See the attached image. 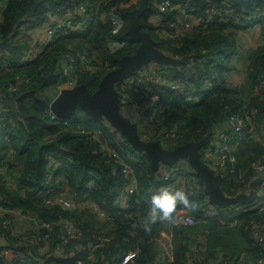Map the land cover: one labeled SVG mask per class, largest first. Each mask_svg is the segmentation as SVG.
I'll return each mask as SVG.
<instances>
[{
  "label": "trees",
  "instance_id": "trees-1",
  "mask_svg": "<svg viewBox=\"0 0 264 264\" xmlns=\"http://www.w3.org/2000/svg\"><path fill=\"white\" fill-rule=\"evenodd\" d=\"M100 1L102 11L119 9L126 17L128 24L119 36L127 39L125 47L112 52L105 50L106 43L113 34L109 24L97 19L89 29L63 37L32 62L18 64L13 60L26 47L18 39L21 24H26L28 20L29 27H35L44 20L48 10L61 5L73 6L76 0H6L0 19V86L14 83L20 77L29 79L28 82H21L16 93L8 94V98L19 95L17 107L20 111L40 113V98L48 103L50 95L59 92V86L69 79L64 70L69 57L78 58L74 48H89L100 52L103 63L106 64L94 74L79 72L77 84L85 83L91 91L98 88L100 79L107 71L119 65L123 55L136 51L139 41L127 34L128 11L139 6L141 0ZM231 5L235 11L243 14L260 10L264 27V0H231ZM207 6L205 4L201 10L205 11ZM154 12V7L149 3V9L140 18L142 28L152 35L158 48L184 59L181 65L174 67L175 78L189 89L193 84L200 85L201 80L207 79L210 88L199 99L189 100L187 91L155 87L153 104L147 108L146 117L154 116V121L148 124L157 129L151 130L149 136L152 134L151 139H158L169 148L198 141L218 128L239 137L237 132L228 127L229 119L246 114L256 107L249 132L245 131L236 145L234 160L227 162L234 172L224 175L220 181L228 195L246 191L259 173L258 165L264 164V45L259 46L252 55L245 83L231 85L223 74L232 70L230 58L236 49L233 33L224 32L225 27L238 30L249 24H235L233 21L218 23L223 31L203 30L200 25V29L188 31L173 45V39H164L152 26L150 16ZM206 22L202 21V24L205 25ZM188 65L191 66L190 70L187 69ZM123 82L120 81L117 85L121 86ZM129 85H133V82L130 81ZM48 111L46 106L41 118L31 115L22 121L8 109L0 110L1 114L7 116L0 135V168L12 169V181L17 186L11 189L0 176L1 205L8 209H22L42 222L51 223L47 228L38 229V233L27 229L18 232L13 226L0 223V237L6 238L10 248L22 257L32 258L33 264H77L80 254H73L74 248L78 245L86 248L98 232H105L112 240L100 249L105 257L93 264L120 263L133 251L136 253L134 262L129 264H152L162 246L161 232L171 221H158L151 226L150 231H145L143 226L151 207V198L160 190L147 155L141 152L139 160L132 162L129 151H134L127 139L125 138L128 152L125 151L126 147L115 141L109 132L114 128L105 120H96L82 113L66 119H52ZM98 128L103 133L98 134L95 141L88 139L87 133ZM161 128L164 130L159 131ZM174 128L176 134L171 135L169 130ZM104 136L124 157V163L109 158L101 151L99 140H105ZM214 141L212 139L211 142ZM50 156L62 164L55 172L52 185H48L44 178ZM127 164L130 167H126ZM132 176L137 179V190L129 198L131 208L124 211L118 209L117 194L120 186ZM48 189L60 192L65 190L76 198L91 196L105 208L113 220H97L89 209L69 210L58 205L44 206L43 197L50 196L46 192ZM190 203L192 206L188 211L200 219V209L203 208L200 200L193 199ZM253 205L247 204L246 210L238 214V226L219 225L217 229L210 231L208 242L205 243L207 259L204 257L201 264H235L240 257L236 258L235 252L242 250L241 248L255 257H264V246L252 235L255 226L264 224V205L252 207ZM130 213L138 215L130 217ZM235 214L237 213L230 207L222 208V217L227 221H232L234 217L230 219L229 215ZM6 218H12V214H8ZM63 218L75 219L83 236L71 241L67 251L60 253L56 248L60 244L62 227L59 222ZM201 223L199 230L204 227L203 221ZM192 230L184 226L171 228V249L175 256L173 264H188L191 243L196 242L201 233L195 234ZM47 233L48 237L41 239ZM35 235L40 239L38 244H34ZM3 261L0 254V264ZM246 263L248 264L247 260ZM12 264L28 263L14 261Z\"/></svg>",
  "mask_w": 264,
  "mask_h": 264
},
{
  "label": "built area",
  "instance_id": "built-area-1",
  "mask_svg": "<svg viewBox=\"0 0 264 264\" xmlns=\"http://www.w3.org/2000/svg\"><path fill=\"white\" fill-rule=\"evenodd\" d=\"M4 3L5 1L0 0V14ZM150 3L155 9V12L152 16H150L152 26L157 29L158 33L164 39H173V45L180 41V39L183 38L188 31L200 29V25L203 26V30L218 31V29H221L218 27V23H229L233 21L235 24H255L260 23L262 20V12L260 10L252 11L250 14L237 12L232 7L231 0H203L202 4H200L201 0H151ZM205 4L208 6L205 11H202L201 7H204ZM97 19L109 24L110 30L113 34V37H111L106 43L104 48L105 50L112 52L127 45V39L119 36L127 26L128 21L119 9L110 8L102 11L100 0H76V3L73 4V6L61 5L48 10L44 20L35 27H29L28 22L26 24H21L19 27L18 39L22 40L26 44V47L22 50L20 56L16 57L13 62L18 64L32 62L42 52L50 48V46L61 40L63 37L71 34H77L89 29ZM202 21L207 22L204 25L202 24ZM230 30L232 32H230ZM221 31L223 30L221 29ZM224 32L233 33V37L236 35V30H233L232 27H225ZM74 50L76 51L78 58H75L74 56L69 57L67 61L69 63L64 69L69 79L59 86V91L62 88L74 87L77 84L80 71H86L89 74H94L106 65L103 63V57L100 52L94 50L90 51L89 48H82L79 50L74 48ZM187 69L190 70L191 66ZM175 74L176 72L173 66L157 62H152L149 66H144L138 69L132 76L127 78L133 82V85L123 82L120 86L119 92L126 93L125 95H127V99L131 98L129 103H123V97L120 95L121 109L124 104H129V106L133 109H140L142 106L144 107L146 102V100H144V96L146 95L145 89L147 86L150 87V85H153L156 88L165 87L178 89L179 91H187V97L189 100H196L201 96L197 95L195 92H191V88L189 89L186 84L176 79ZM24 81L28 82L29 79L26 77H23L22 79V77H20L14 83L6 86H0V97H8V94L16 93L21 85V82ZM58 93L59 92L54 93L52 98L50 97V100L47 103L48 112L50 113L52 119H59V117L49 109L50 103ZM153 93H151V96ZM152 104L153 101L151 105ZM256 111L257 108L253 107L250 112L239 116H233L229 119L227 124L228 127L233 129L234 132H237L239 137L236 135H230L227 133V130L218 128L212 135V139L215 141L202 147V158L222 177L224 175H228V173L234 172L232 167H228L227 162L234 160L236 145L239 143L243 135L246 132H249V129L253 124V116ZM6 117L7 116L5 114L0 113V135L5 125L4 121ZM144 118L146 120V125L148 122L154 121L153 115ZM163 130L164 129L162 128L161 131ZM109 132L113 135L117 143L126 147L125 151L128 152L129 148L126 145L125 135L116 129L109 130ZM169 132L171 135L176 134L175 128L169 130ZM101 133L103 132L99 128L95 131H89L87 133L88 139L91 138L95 141L98 138V134ZM139 134L144 140H153L145 133L139 132ZM104 137L105 140H99L100 149L103 151L104 155L124 163L125 161H123L120 152L109 142L106 136ZM101 145L105 146V150L101 147ZM133 151L134 152H131L130 149L129 158L135 157L139 160L141 152L135 150ZM61 165L62 164H60L57 159L50 156L46 165L44 177L45 182L48 185H52L51 183L54 181L55 172L59 167H61ZM126 167H130V165L127 164ZM257 168L259 173L254 179H260V184L256 188L259 195L258 200L254 202L255 205L252 207L263 205L264 203V164L258 165ZM154 176L160 189L165 187L170 190L183 189L188 195L190 202L193 199H199L200 203L203 205V208L200 209L202 212L200 220L203 221L204 227L200 230L201 233L198 235L197 241L191 243L190 255L188 259V264H201L204 262V256H202L201 253L204 250L208 234L211 231L209 228L214 225L225 226L231 223L222 217V208L211 202L209 195L206 193L204 184L198 179V176L186 159H180L172 165L161 163L158 169L154 172ZM12 180L13 179H11V181L3 180V182H6L11 189L17 188L16 184ZM88 185L92 186L93 184ZM251 189L252 184L249 189L243 192H250ZM136 190L137 179L135 176H132L128 178L127 182L122 184L119 188V192L117 194L118 209L126 211L131 208L129 198L136 192ZM46 192L50 196L46 195L43 197L42 204L44 206L58 205L69 210L76 208L81 210L89 209V211L95 215L97 220L98 218L100 221L113 220V217L109 216L105 208L96 200H93L91 196L76 198L70 196L65 190L60 192L48 189ZM51 192H53V194H51ZM1 199L0 195V223L2 225L14 227V223L17 219L19 221L22 220V222L35 224L38 226V229L50 226L51 223L42 222L33 214L23 212L22 209L5 208L1 205ZM246 207L247 206L245 205L235 204L232 206V209L234 211H242L246 210ZM177 210L181 214L178 216L179 220L176 221L177 224L182 223L183 225H187L195 222L194 216L187 213L188 208L178 206ZM8 214H12V218H6ZM137 215L138 214H129L130 217H136ZM59 224L62 229L59 235L60 244L56 249L58 252L63 253L67 251L71 241L82 238L83 231L73 218H63ZM252 233L255 240L264 246V224L255 226ZM33 237L34 244H38L40 239L36 235ZM47 237L48 233L41 239H45ZM111 240L112 237L108 233L98 232L86 248L82 245L76 246L73 254H80L77 264H93L95 261L103 259L105 254H102L100 249L107 246ZM198 240L203 242L204 245L202 246L198 244ZM161 245L162 246L152 264H173L175 256L172 252V247H167L163 244ZM0 254L3 256V264H12L14 261L28 264L34 263L32 258L26 259L15 250L11 249L9 244L2 245L0 247ZM134 255H136L135 251L130 252L128 258H125L122 262L116 264H129L134 262ZM235 264L247 263L244 261V257L241 256L237 259Z\"/></svg>",
  "mask_w": 264,
  "mask_h": 264
},
{
  "label": "water",
  "instance_id": "water-1",
  "mask_svg": "<svg viewBox=\"0 0 264 264\" xmlns=\"http://www.w3.org/2000/svg\"><path fill=\"white\" fill-rule=\"evenodd\" d=\"M149 2L150 0H141L139 6L128 11L127 34L133 40L139 41L136 51L123 55L119 65L102 76L95 91H91L85 83L76 84L71 88H62L50 103V111L62 119L82 113L96 120H106L114 129L125 135L133 150L147 155L152 172H155L161 163L172 165L180 159H186L204 184L211 202L220 208L238 203L246 205L256 202L259 195L256 188L260 184V179L252 181L250 192L228 195L220 185L222 176L202 158L201 149L211 142L213 132H209L198 141H190L169 148L158 139L144 140L139 134L138 123L123 115L120 93L117 90L118 82L129 78L138 69L149 66L152 62L173 67H178L184 62L183 58H177L158 48L152 35L143 30L140 18L149 9ZM17 98L19 95L10 98L0 97V109H8L13 116L22 121L31 115L38 118L44 115L46 108L44 99L40 98V113H24L17 107ZM8 244L4 238H0V247Z\"/></svg>",
  "mask_w": 264,
  "mask_h": 264
},
{
  "label": "crops",
  "instance_id": "crops-1",
  "mask_svg": "<svg viewBox=\"0 0 264 264\" xmlns=\"http://www.w3.org/2000/svg\"><path fill=\"white\" fill-rule=\"evenodd\" d=\"M246 24H249V26L240 27L238 30H236V35L233 39L236 50L230 58V63L232 64L233 68L232 70L226 71L223 74L225 80L231 85H242L245 83L252 55L259 46L264 45V27L262 26V23L260 22L255 24ZM189 67L190 65L187 66V68ZM129 82L130 79H126L124 81V83L128 84ZM199 84L200 85L193 84L191 86V92H195L197 95H202L205 93L204 90L209 89L208 80L203 79L200 81ZM151 93H153V91L150 89V94ZM154 93L146 100L144 104V109H147L151 105L154 99ZM122 113H124V111H122ZM132 114L133 117H128L125 114L123 115L129 118L131 121L136 122V115L138 116V112L133 109ZM0 176L1 179L4 181H11L12 169L6 167L0 168ZM17 231L20 232L21 230L19 229ZM4 239L6 240V238ZM164 245L167 247H172L169 239L165 241ZM241 249L242 250L239 249V256L242 255L245 258V261L247 260L248 264H264V257H255V255L251 254L249 251H245L243 248ZM206 251V246H204V250L201 254L205 257V260L207 259ZM236 252L235 255H237ZM226 254L230 255L228 253Z\"/></svg>",
  "mask_w": 264,
  "mask_h": 264
},
{
  "label": "rangeland",
  "instance_id": "rangeland-1",
  "mask_svg": "<svg viewBox=\"0 0 264 264\" xmlns=\"http://www.w3.org/2000/svg\"><path fill=\"white\" fill-rule=\"evenodd\" d=\"M3 1H5V3H6V0H3ZM5 3H4V5H5ZM3 5V6H4ZM0 19H1V14H0ZM27 22H28V20H27ZM90 51H92V50H90ZM124 85V84H123ZM154 88H155V86H153V85H150V87L149 86H147V88L145 89L146 90V95L144 96L145 98H144V100H147L150 96H151V94H150V89L152 90V91H154ZM117 90L119 91L120 90V85H117ZM120 93V95H121V97H123V99H122V101H123V103H125V102H128L129 103V101L131 100V98L130 99H127V95H125L126 93H121V92H119ZM53 94L54 93H52L51 95H50V97L52 98V96H53ZM134 110H136L137 112H138V116L136 115V122L138 123V128H139V132L140 133H145L146 135H148L149 136V132L152 130H154V129H157L156 128V126H152V125H149L148 123H147V125H146V120H145V118L144 117H146V115H147V109H144V107L142 106L140 109H134ZM122 111H124V113L123 114H125L126 116H128V117H133V114H132V111H133V108H131L130 106H129V104H124V105H122ZM151 123V122H150ZM162 129V128H161ZM161 129H159V131H161ZM146 131V132H145ZM151 136H152V134H151ZM151 136H149V137H151ZM101 147L102 148H104V150H105V146L104 145H101ZM122 159H123V161H125L124 160V158L122 157ZM130 160L133 162V161H136L137 162V158H135V157H132V158H130ZM252 184V183H251ZM264 205V204H263ZM187 213L188 214H191L192 216H194L192 213H190L188 210H187ZM179 215H181L180 214V212H178V210H176V211H174V214H173V216L175 217V221L174 222H170V224L168 223V224H166V226H165V228L162 230V232H161V244H163L164 245V243H165V241L166 240H168L169 239V241H170V243H171V245H172V235H170L171 234V228L174 226V227H178V226H184V227H187V228H192L195 232V234H197V233H199L200 232V230L198 229L201 225H202V223H201V221H200V219L199 218H196L195 216H194V218H195V222L193 223V224H187V225H183L182 223H179V224H177L176 223V221L177 220H179L178 219V216ZM233 215H229V218L230 219H233ZM98 220H100L99 218H98ZM231 224H227V225H225V226H232V227H235V226H238L239 225V221H229ZM15 225H14V229H15V231H17V230H21V231H23V230H33L35 233H38V226L37 225H35V224H32V223H30V222H22V221H17V219H16V221H15V223H14ZM178 225V226H177ZM104 226H106V224H104ZM202 227V226H201ZM218 228V226L216 227L215 225L214 226H212L211 227V232L213 231V230H215V229H217ZM192 230V231H193ZM198 244H200V245H204V243L203 242H200L199 240H198ZM237 253V255H235V257L237 258L238 256H239V254H240V252H239V250L236 252ZM242 255H240V257H241ZM239 257V258H240ZM244 261H245V258H244Z\"/></svg>",
  "mask_w": 264,
  "mask_h": 264
},
{
  "label": "clouds",
  "instance_id": "clouds-1",
  "mask_svg": "<svg viewBox=\"0 0 264 264\" xmlns=\"http://www.w3.org/2000/svg\"><path fill=\"white\" fill-rule=\"evenodd\" d=\"M47 105L48 104L46 103V106ZM77 114H75L74 116H76ZM238 204L242 205L241 203ZM252 204L255 205L254 202H252ZM178 206H182L184 208H190L192 206L186 192L183 189L170 190L167 187L161 188L158 193L153 195L151 198V207L148 210V213L143 221L145 231H150L151 226L156 224L158 221L174 222L175 217L173 216V213ZM232 206H230L231 209ZM242 211H235L237 214H235L233 220L238 221V214Z\"/></svg>",
  "mask_w": 264,
  "mask_h": 264
}]
</instances>
